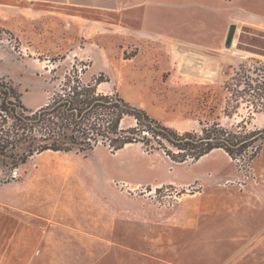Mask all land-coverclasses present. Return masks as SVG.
<instances>
[{
    "label": "rangeland",
    "instance_id": "rangeland-1",
    "mask_svg": "<svg viewBox=\"0 0 264 264\" xmlns=\"http://www.w3.org/2000/svg\"><path fill=\"white\" fill-rule=\"evenodd\" d=\"M125 13L124 18H105L103 12L88 15L64 10L62 15L24 16L17 29L0 25V76L16 86L25 105L37 108L49 101L77 64L80 76L87 81L103 74L106 81L99 85L100 92L120 93L180 133L201 132L203 126L214 122L229 128L241 125V131L264 127V110L255 112L254 90L247 84L256 86L255 80L264 76V56L246 57L240 51L254 45L258 47L255 52L264 55L263 32L245 28L240 47L224 45L221 49L208 48L206 53L175 45L163 58L156 36L144 37ZM188 34L205 44L216 43L218 36L213 27L201 30L200 24ZM133 123L132 117L123 121L124 126ZM12 173L21 176L19 180L25 178L18 183H43L61 190L64 217L80 211L84 218L96 212L101 222L98 231L108 230L104 225L110 224L112 231L127 236L113 240V247L104 243L98 246V263L264 264V230L251 232V238H239L237 227L252 221L264 200H248L238 210V200L235 203L227 198L229 192L222 188L264 184V147L246 165L223 149L196 161L177 162L163 150H148L142 143H131L117 151L100 145L87 153L46 151L14 172L0 164L2 180ZM198 173L210 178L208 195L217 197V208L223 214L219 217L214 208L208 209L205 216L192 222L191 232L177 230L173 240L168 239L173 229L166 219L172 214L177 220L183 218L181 210L177 212L181 201H199L202 187L165 185L156 189L121 180L156 181L164 175ZM248 228L253 231L251 225ZM156 230L164 232L166 239H156ZM94 259L88 257L86 264H93Z\"/></svg>",
    "mask_w": 264,
    "mask_h": 264
},
{
    "label": "crops",
    "instance_id": "crops-1",
    "mask_svg": "<svg viewBox=\"0 0 264 264\" xmlns=\"http://www.w3.org/2000/svg\"><path fill=\"white\" fill-rule=\"evenodd\" d=\"M193 6L195 9H187ZM64 10L88 15L103 12L105 18L114 15L124 18L127 12L128 22H133L139 33L144 37L156 36L157 47L162 48L159 49V56L163 58L170 55L171 47L175 45L194 47L202 53H206L208 48L221 49L224 45L240 47L245 28L264 34V0H0V25L17 29L24 16L62 15ZM199 24L201 30L209 25L213 27L218 33L216 43L205 44L188 34L193 26ZM253 46L243 47L240 51L247 54H244L246 57L264 56L255 52L258 47ZM256 175L260 177V174ZM121 180L128 185H153L156 189L165 185L184 188L197 184L202 187L198 191L201 194L199 201H181L177 212L181 210L183 218L177 220L172 214L166 219L165 223L173 229L168 232V239L176 238L177 230L191 232L192 222L205 216L208 209L214 208L217 216L221 214L220 208H217V197L208 195L206 185L211 180L206 174L164 175L156 181ZM216 180L219 182V178L216 177ZM17 181H25V178L4 182L0 175V264H86L88 257L95 258L93 264H101L96 258L97 247L103 243L113 247V240L127 238L122 232L112 231L110 224L104 225L108 230L98 231L97 224L101 222L96 212H90L84 218L80 211L68 217L61 215L65 208L64 194L56 186L43 183L27 185ZM242 186L222 187L229 192L227 198L235 203L238 200V210L249 201L264 200V184ZM250 225L253 231L248 228ZM237 227L239 238H251L263 231L264 206L255 210L252 221ZM163 235L164 232L156 230V239H166ZM115 247V255L118 256V247ZM110 264H116V261L111 260Z\"/></svg>",
    "mask_w": 264,
    "mask_h": 264
},
{
    "label": "trees",
    "instance_id": "trees-1",
    "mask_svg": "<svg viewBox=\"0 0 264 264\" xmlns=\"http://www.w3.org/2000/svg\"><path fill=\"white\" fill-rule=\"evenodd\" d=\"M72 72L39 108L25 105L16 86L0 76L1 165L14 172L46 151L87 153L100 145L117 151L131 143L163 150L177 162L196 161L223 149L233 160L248 165L264 147V127L241 131V125L229 128L214 122L203 126L201 132L180 133L120 93L100 92L99 85L106 81L103 74L87 81L80 76L77 64ZM255 81L256 86L246 83L254 90L255 112H261L264 76ZM126 117H132L134 123L124 126ZM20 178L12 173L3 181Z\"/></svg>",
    "mask_w": 264,
    "mask_h": 264
}]
</instances>
